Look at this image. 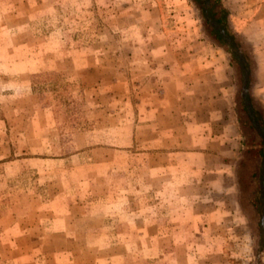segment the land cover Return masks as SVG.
<instances>
[{
  "label": "rangeland",
  "instance_id": "374dc122",
  "mask_svg": "<svg viewBox=\"0 0 264 264\" xmlns=\"http://www.w3.org/2000/svg\"><path fill=\"white\" fill-rule=\"evenodd\" d=\"M0 264H264V0H0Z\"/></svg>",
  "mask_w": 264,
  "mask_h": 264
},
{
  "label": "trees",
  "instance_id": "16d2710c",
  "mask_svg": "<svg viewBox=\"0 0 264 264\" xmlns=\"http://www.w3.org/2000/svg\"><path fill=\"white\" fill-rule=\"evenodd\" d=\"M220 33H221V32H220ZM237 56H238V58H239V60H240V62H241V65L245 67V64H246V62H245V58H244L241 54H238V53H237ZM247 73H248V72H247Z\"/></svg>",
  "mask_w": 264,
  "mask_h": 264
}]
</instances>
